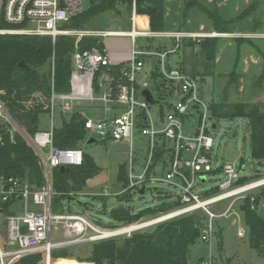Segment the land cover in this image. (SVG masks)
<instances>
[{
    "label": "built area",
    "instance_id": "1",
    "mask_svg": "<svg viewBox=\"0 0 264 264\" xmlns=\"http://www.w3.org/2000/svg\"><path fill=\"white\" fill-rule=\"evenodd\" d=\"M84 10V0H0V20L14 26L0 28V33L50 36L56 40L59 35L69 33L64 26ZM98 35L102 39L109 35L130 37L132 44L127 60L115 63L103 48L102 41H100L102 47L96 46L86 50L79 49L77 45L72 57L71 90L67 93H57L53 88L49 102L48 113L51 120L48 129L38 130L30 137L0 101V119L6 124L5 132L9 133L14 141L15 130L19 131L34 148L38 149L48 176L45 185L33 188L27 181L0 174V218H2L0 219V264H14L24 256L40 252L46 254V264H48L51 262V252L54 249L120 235H131L132 232L150 225L201 210L208 215L201 231V240L209 241L214 234V219L226 216L235 203L249 199L252 209L264 210V176L240 182L245 165L238 166L233 162H224L220 166L214 164L215 138L208 127L205 113L201 114L200 123L193 133L184 134L183 131L184 116L188 114L189 109L198 110L199 105L203 104L200 86L196 79L181 69L180 65L171 64L169 57L181 48L184 39H196L207 35L138 29L136 0H133L132 4L129 30L99 31ZM156 35L173 38V46L148 51L135 47L139 37L149 38ZM213 35L219 34L213 33ZM148 57L155 58L151 75L153 71L158 72L160 78L174 88L178 96L176 102L175 99L170 100L173 104L170 111L167 113L161 111L157 122L154 121L150 110L151 103L147 102L143 95V90L150 89V84L144 83L142 87L137 80L138 74L144 70ZM153 91L151 90L152 94ZM153 96L158 100L154 94ZM81 104H84L83 108L79 107ZM95 104L101 105L102 117H93L86 112ZM164 105L167 106V103L164 102ZM58 107L64 112L71 110L79 112L87 130V138L95 137L102 141L116 142L126 139L132 141L136 132L148 138L149 155L144 164V172L136 174L132 160L128 173L129 185L118 194L139 191L143 186L146 189V182L151 180V174L155 173V170L151 171V167L155 163L156 151L159 146L166 145L168 156L159 164L164 170L163 177L158 182L178 189L177 195L172 192L167 193L173 199H180L181 204L151 219L150 225L124 232L121 230L139 223L105 230L81 213L53 212L52 168L79 165L83 162L82 148L54 146V129L58 126L55 123V112ZM2 139L3 132H0V142ZM43 148H48L47 155L42 152ZM217 168H221L222 174L217 185L218 192L204 196L203 192L195 191L198 183H207L202 177H207ZM226 200H230V207L226 212L216 214L211 210L212 206ZM55 225L62 226L66 238L64 241H53ZM239 233L243 235L245 229L242 228ZM205 264L210 263L205 262Z\"/></svg>",
    "mask_w": 264,
    "mask_h": 264
},
{
    "label": "trees",
    "instance_id": "2",
    "mask_svg": "<svg viewBox=\"0 0 264 264\" xmlns=\"http://www.w3.org/2000/svg\"><path fill=\"white\" fill-rule=\"evenodd\" d=\"M121 4L131 9L133 0H90L89 6L85 7L84 12L73 17L64 27L67 25L72 28L87 26L89 21L98 15L115 10ZM256 4L254 2L236 18L227 21L216 9L210 10L199 0H185V16L192 8L201 9L213 21L217 32H230L229 25L249 16L256 9ZM136 12L137 24L146 25L153 32L164 31V0H136ZM13 27V25L0 20V28ZM211 38L216 41V37ZM208 39L210 38L207 37L203 42ZM77 45L81 50L92 49L96 46L102 47V43L95 37H83L77 40V37L73 35H59L56 40H53L50 36L0 33V101L30 136L39 130V115L50 111L49 101L53 88L57 93H67L71 90L72 57ZM204 46L208 48L209 43ZM22 61H25L27 67L20 66ZM181 69L186 71L184 66ZM151 78L152 89L155 91L157 99L163 103L162 106L165 102L171 108L173 104L170 100L176 97L174 88L171 87L169 90L167 82L161 79L156 71L152 72ZM37 93L44 96V101H39L36 98ZM170 93V97H164ZM162 112L164 111L162 110ZM211 113L212 116L219 118L247 119L251 128V156L254 160L264 164V101L212 102ZM5 125L4 120L0 119V132H3V139L0 142V174L27 181L33 188L45 185L48 176L40 155L21 133L16 132L15 139L12 141L10 134L5 132ZM87 140V130L79 113H74L69 120L62 116L61 124L54 129V146L82 148L83 162L79 165H71L68 170L63 172L60 167L52 168L51 180L54 192L52 211L55 213H63L61 211H63L64 200L72 199L71 193L77 194L83 191L88 180L103 170L95 158L82 147L87 143ZM157 161L155 159L151 171L155 170ZM220 172L221 168H217L209 174L215 175ZM257 176L259 177V175ZM249 179L247 176H243L240 182ZM118 181L122 182L124 189L129 185L126 164H121L119 167ZM153 189L162 195L156 204L137 212L131 207H117L110 211L108 223H105L102 217L93 222L105 230L115 229V227L110 228L116 226L115 222L123 224L122 226H129L145 218L156 217L181 204L180 199H173L165 188L155 186ZM218 190V186H215L203 194L211 196ZM131 193V191H127L118 194L117 197L123 200L131 197ZM240 208L248 229L250 247L263 253L264 216L259 210L252 209L249 199H244ZM200 212L195 211L168 219L149 229L134 231L131 235L126 234L90 242V250L85 252L88 253L85 256L76 255L70 251V247L54 249L51 252V262L62 257H64L62 261H66L65 257L76 255L78 260L93 264H205L204 256L191 261V248L201 238L204 221L208 218V215L202 216ZM14 264H46V254L44 252L30 254Z\"/></svg>",
    "mask_w": 264,
    "mask_h": 264
},
{
    "label": "rangeland",
    "instance_id": "3",
    "mask_svg": "<svg viewBox=\"0 0 264 264\" xmlns=\"http://www.w3.org/2000/svg\"><path fill=\"white\" fill-rule=\"evenodd\" d=\"M254 2L257 3L255 5L256 9L249 15L251 16L255 12L253 17L247 16L242 20L231 23L229 25L230 32H233V29H248L251 31L258 30L264 32V0H255ZM89 3L90 0H84V6L86 8L89 6ZM243 4L242 0L240 4L238 2L237 5L239 9ZM252 4L253 3L250 5ZM208 8L213 10L212 6ZM233 8L234 6L232 7V11ZM131 17L132 8L130 9L128 6L121 4L118 5L115 10L98 15L89 21L87 26L72 28L67 25L65 29H67L69 33L64 35L76 36L77 40L83 37H95L103 42L102 37L98 35L99 31L129 30L131 28ZM137 26L138 29L150 31L146 25L138 23ZM205 31L214 32L212 28L208 27L205 28ZM207 37L208 36L197 37L196 39H184L187 45L182 43L181 48L178 49L177 52L172 53L169 57L171 64L180 65L181 67L184 66L185 72L198 81L202 103L205 104V106L200 104L198 110H192L190 108L188 114L184 116V134L193 133L200 123L201 114L205 113L207 115L206 120L208 127L215 138L213 147L214 164L216 166H220L224 162H233L238 166L243 164L245 165L241 172L243 176H247L250 179L257 178V175L264 176V164L254 160L251 156V128L249 121L245 118L230 119L214 117L211 113V103L213 100L227 99L228 101H246L249 99L248 96L250 94H258L264 91V70L250 72L248 74L249 76L246 78L244 76L243 79L236 76L237 73L234 69L231 70L234 66V53L237 48L244 50L245 48L254 49L257 47L264 51V35L254 36L252 39L243 37L235 39L231 36H221L215 38L217 42L209 37L210 39L203 42ZM166 42L170 43L171 47L173 46L171 38H165L159 35L149 38L139 37L135 47L140 48V46L142 47L146 44H153L154 47H156L158 44ZM206 43H209L208 48L204 46ZM218 47L220 49L223 48L221 61L216 59ZM214 48L216 49L214 50ZM154 62L155 58L148 57L145 62L144 70L138 74L137 78L138 83L142 87L144 83L150 84V89L152 91L151 71L154 69ZM235 85L238 89L244 85V91H240V95L236 92ZM167 88L170 90L171 87L167 85ZM171 93L168 95L166 94L164 97L167 98ZM153 94L157 97L154 91ZM35 96L39 101H44L45 99L44 96L39 93ZM177 97L178 96L175 97V102ZM70 103L77 105L74 102ZM162 105L163 103L150 105V110L155 122L158 121L162 110L165 113L171 110L168 106ZM83 106L84 104H81L79 107L83 108ZM101 108L100 104H95L91 110H86V112L93 117H102L103 111ZM74 113L79 112L76 110L64 112L62 108L58 107L55 112V123L59 126L62 122V116L69 120ZM50 120L51 117L48 112L41 113L38 122L39 130L48 129ZM214 124H216V127H213ZM6 128L5 126V129ZM11 128L14 129L12 126ZM15 132L20 133L16 130ZM82 147L95 158L98 165L104 170L102 171L103 173L98 174L92 182L87 183L83 191L77 194L71 193L72 199L68 200L67 198L64 200L63 211H61L64 214L69 212L81 213L92 222L102 217L104 222L108 223L110 221L109 213L114 208L121 206L131 207L137 212L147 206L156 204L162 195L154 191L153 188L155 186L165 188L167 192H172L176 195L179 194L178 189L168 184L158 182V180L163 177L164 170L161 166L159 167V164L163 160H166L168 156L166 145L159 146L156 151L155 159L158 160L157 166L155 168V173L151 174V180L146 182L145 193L141 194L139 191H133L131 197L129 196V198H124L123 200L115 196L116 193L124 190L122 182H119L117 179L119 167L121 164H126L129 173L130 163L133 160L135 173L142 174L144 172V164L149 155L148 138L136 132L132 141L130 139L118 142L106 140L94 144L86 143L83 144ZM35 150L38 152L37 148H35ZM42 152L47 155L48 148H43ZM221 177V173L215 175L209 174L205 177L207 183H198L195 187V191L205 192L217 186ZM241 204L242 202L235 203L226 216L224 215L214 219V234L209 241H203L201 238L198 239L197 243L191 248V261L204 256L205 262H209L210 264H264V252L259 253L249 245V234L244 223V214L240 208ZM229 207L230 200H226L215 204L212 206L211 210L216 214H221L226 212ZM259 212L264 216V210H259ZM200 213L202 216L205 214L207 215L203 210H201ZM153 218H145L140 222L148 221ZM115 225L116 226H111L110 228L120 227L123 224L115 222ZM152 226L154 225L140 230L149 229ZM242 228L245 229V233L240 235L239 232ZM2 235L4 236L3 229ZM53 235V241H64L66 239L61 225L54 226ZM65 247H70V251L81 256H85L88 254L85 252L90 250L88 242L66 245ZM76 255L65 257L67 258L66 261H62L64 257L58 258L56 261L50 262V264H93L78 260V258L75 257Z\"/></svg>",
    "mask_w": 264,
    "mask_h": 264
},
{
    "label": "crops",
    "instance_id": "4",
    "mask_svg": "<svg viewBox=\"0 0 264 264\" xmlns=\"http://www.w3.org/2000/svg\"><path fill=\"white\" fill-rule=\"evenodd\" d=\"M202 2L206 7L212 6L213 9H216L221 17L225 20H231L234 17L238 16L245 8H247L251 3H254L253 0H242L243 6L239 9L238 2L240 4L241 0H199ZM233 11H232V7ZM164 8H165V29L161 32H169V33H199V34H206L208 37H221V36H231L232 38H249L252 39L254 36H263L264 32L258 30H234L230 33H218L215 32V27L213 21L209 18V16L198 8H192L187 12L185 16V0H164ZM255 13V12H254ZM254 13L249 16L253 17ZM138 20V17H137ZM212 28V31H205V28ZM213 33H218L219 35H213ZM103 40V48L110 54L112 60L116 62H122L127 60L129 56L130 47L132 44L131 38L128 36H119V35H109ZM252 41V40H251ZM247 41V42H251ZM171 43L174 44V39L171 38ZM185 44V42H183ZM170 43H160L156 47L153 44H146L145 46H140L137 48L139 50H158V49H165L171 48ZM223 48L220 49L218 47L216 52V59L221 61V56L223 54ZM234 66L231 70L236 71V76L248 77L250 72L264 70V51L260 48L255 47L254 49L245 48L244 50L238 49L234 53ZM183 62V61H181ZM180 64V63H179ZM244 85H242L239 89L235 85L236 92L240 95V91H244ZM243 87V88H242ZM248 100L246 101H228L225 100H213L212 102H223L227 101L230 103L236 102H257V101H264V91L259 92L258 94H250L248 96ZM104 170V169H103ZM102 170V171H103ZM101 171L102 174L103 172ZM119 172V170H118ZM97 176V175H96ZM91 178L88 180L87 183L92 182L95 178ZM118 179V174H117ZM121 192V191H120ZM118 192V193H120ZM115 194V196L118 195ZM75 213V212H73Z\"/></svg>",
    "mask_w": 264,
    "mask_h": 264
},
{
    "label": "water",
    "instance_id": "5",
    "mask_svg": "<svg viewBox=\"0 0 264 264\" xmlns=\"http://www.w3.org/2000/svg\"><path fill=\"white\" fill-rule=\"evenodd\" d=\"M20 66H23V67H27L25 61H22L20 63ZM143 95L146 99L147 102L151 103V104H155V103H158L159 100H156L151 92V90L149 88H145L143 90ZM213 127H216L215 125ZM102 141L101 139L99 138H95V137H89L88 140H87V144H94V143H97V142H100ZM70 167L69 166H66V165H62L60 166V170L63 172V171H66L68 170ZM202 180L205 181V176L202 177ZM140 193L141 194H144L145 193V187L143 186L141 189H140ZM71 198H69L70 200ZM49 264V263H48Z\"/></svg>",
    "mask_w": 264,
    "mask_h": 264
},
{
    "label": "bare ground",
    "instance_id": "6",
    "mask_svg": "<svg viewBox=\"0 0 264 264\" xmlns=\"http://www.w3.org/2000/svg\"><path fill=\"white\" fill-rule=\"evenodd\" d=\"M152 222L151 220L149 221H145V222H142V223H139L138 225L136 226H133V227H129V228H126V229H123L121 231H130V230H133V229H136V228H141V227H144V226H147V225H150ZM50 264V263H49Z\"/></svg>",
    "mask_w": 264,
    "mask_h": 264
}]
</instances>
